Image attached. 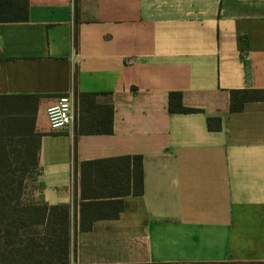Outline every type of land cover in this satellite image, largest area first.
<instances>
[{
  "label": "crops",
  "instance_id": "obj_1",
  "mask_svg": "<svg viewBox=\"0 0 264 264\" xmlns=\"http://www.w3.org/2000/svg\"><path fill=\"white\" fill-rule=\"evenodd\" d=\"M29 2V21L0 22V94L43 95L31 197L71 205V264L263 262L264 101L230 102L264 89V0ZM172 91L202 111L170 112ZM90 92L113 104L111 133H79ZM66 93L74 123L56 132L48 108ZM135 154L144 194L81 231L78 164Z\"/></svg>",
  "mask_w": 264,
  "mask_h": 264
},
{
  "label": "trees",
  "instance_id": "obj_2",
  "mask_svg": "<svg viewBox=\"0 0 264 264\" xmlns=\"http://www.w3.org/2000/svg\"><path fill=\"white\" fill-rule=\"evenodd\" d=\"M29 19V0H0V22H27ZM100 95L103 93L81 94L79 133L113 131L114 106L100 105ZM42 97V94H0V264H71V205H50L26 197L28 182H36L40 174L43 134L36 130V118ZM252 101H264V89L231 91L233 112L242 111L246 103ZM169 111L202 110L186 106L182 92L172 91ZM207 123L210 130H221L223 126L221 117H209ZM78 165L81 231L92 230L97 220L118 218L125 209L127 196L144 194L141 154L87 160ZM248 264H264V261Z\"/></svg>",
  "mask_w": 264,
  "mask_h": 264
},
{
  "label": "built area",
  "instance_id": "obj_3",
  "mask_svg": "<svg viewBox=\"0 0 264 264\" xmlns=\"http://www.w3.org/2000/svg\"><path fill=\"white\" fill-rule=\"evenodd\" d=\"M51 129L60 132L74 123V99L70 93L60 95L56 102L48 108Z\"/></svg>",
  "mask_w": 264,
  "mask_h": 264
},
{
  "label": "rangeland",
  "instance_id": "obj_4",
  "mask_svg": "<svg viewBox=\"0 0 264 264\" xmlns=\"http://www.w3.org/2000/svg\"><path fill=\"white\" fill-rule=\"evenodd\" d=\"M27 191H26V197L28 198L31 197L33 194H34V191H35V186L37 185L36 182L34 181H29L28 184H27ZM72 221H73V217H72Z\"/></svg>",
  "mask_w": 264,
  "mask_h": 264
}]
</instances>
